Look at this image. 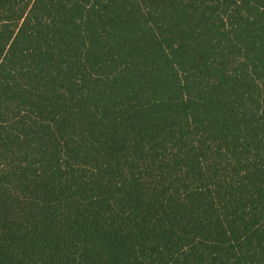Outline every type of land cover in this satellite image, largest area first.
Returning a JSON list of instances; mask_svg holds the SVG:
<instances>
[{
	"label": "trees",
	"instance_id": "trees-1",
	"mask_svg": "<svg viewBox=\"0 0 264 264\" xmlns=\"http://www.w3.org/2000/svg\"><path fill=\"white\" fill-rule=\"evenodd\" d=\"M0 264H264V0H0Z\"/></svg>",
	"mask_w": 264,
	"mask_h": 264
}]
</instances>
